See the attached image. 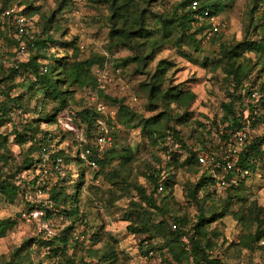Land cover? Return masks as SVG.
I'll list each match as a JSON object with an SVG mask.
<instances>
[{
	"label": "trees",
	"instance_id": "trees-1",
	"mask_svg": "<svg viewBox=\"0 0 264 264\" xmlns=\"http://www.w3.org/2000/svg\"><path fill=\"white\" fill-rule=\"evenodd\" d=\"M55 1V9L46 17H41L37 31V23L32 16L38 8L33 7L31 1L0 0V11L12 7L19 10L22 16L30 19L34 29L33 39L28 40L16 35L12 27L0 26V45L8 48L0 51V128L10 123L13 111L26 112V103L31 99H38L39 104L38 110H35V118L23 121L22 125L12 130V145L28 144L17 162L14 163V156L12 157L8 148L10 135L0 133V198L12 205L18 194L24 195L25 192L14 181L19 174L36 167L40 174L46 172L41 163V154H46L47 159L52 160V166L57 160L62 166L61 177H56L50 187H47L46 181L41 180V183L35 185L36 179L27 183L32 186L30 191L46 194L47 201H34L25 215L28 216L33 210L41 212L39 219L30 220L45 227L47 233H43V237L34 236L23 240L12 251L8 261L2 264H32L31 254L37 255L42 249L47 251L48 259H54L50 264H116L118 252L113 247L115 240L110 237L105 240L101 226L88 232L93 227L88 225L85 217L78 211V195L84 183V168H87L79 158V152L89 149L90 145L85 143L78 146L73 139L74 133L56 126L58 116L68 109L74 90L82 88L96 91L99 100L115 108L113 122L108 120L106 123L111 138H114L115 125L138 129L148 144L156 148L157 157H152V163L145 161L139 171L145 186L130 180V166L136 160L129 147L115 150L110 146L89 157L97 166L92 179L104 176L110 185L111 196L117 200L129 199L121 220L127 223L126 232L145 246V256L150 252L153 258L163 259L165 264H227L215 253L219 234L215 228H210L211 224L219 222L226 215H230L244 231L247 227L252 229L251 233L241 234L234 247L238 251L246 250L251 253L258 250L259 256L261 253L264 255V208L257 206L254 201H243L234 192L243 181L200 165L194 154L183 145L176 129L177 125L188 122L187 109L195 100V95L189 90L164 85V75L173 67L171 61L160 59L151 72L145 71L155 53V48L148 45V39L160 37L177 49L180 42L186 40L188 48L195 53L199 51L203 35L202 29L192 30L189 25L190 11L186 7L191 0H180L169 18L159 19L160 27L157 29L147 26L146 14L150 13L145 5L151 0H93L94 3L106 5L108 48H124L130 53L128 57L115 63L108 57L95 53L79 59V54L84 50H79L77 38L62 41L50 34L51 30L58 31L54 25V15L66 2ZM196 1L199 10H207L209 15L218 16L235 0ZM256 11L258 17L253 19ZM249 15L245 35L239 42L225 45L220 41L219 33L213 34L208 41L220 42L214 69L220 70L223 83L231 90L227 93L228 102L220 104V124L225 125L226 131L239 128L245 121H248L252 129L262 127L260 135L252 133L245 141L236 164L239 169L249 171L250 178L253 179L264 178V113L261 112L264 109V0H253ZM62 35L63 33L60 34L61 37ZM21 47L23 57L18 55ZM51 49L55 51L51 53ZM131 64H135L134 71L137 74L144 75L138 87L145 95L148 107L154 111L147 118H140L131 112L122 99L111 98L103 90L97 89L96 75L104 66L124 70ZM43 67L45 72H42ZM93 68L95 73L92 74ZM17 87L24 93L11 96L12 90ZM246 99V105L241 107L247 111L245 119L242 110L239 114L234 110L233 102L240 103ZM171 106L175 107L174 111ZM98 117L91 106L89 109L75 111L72 121H79L85 128V135L89 137L90 131L95 130V119ZM41 124L55 126L59 139H56L58 135L40 129ZM92 134L94 133H91V139ZM167 135L182 144V153L173 154L169 159L162 157L163 141ZM66 136L71 137L73 155L58 147ZM53 141L54 148L51 149ZM189 147L196 148L205 157L214 158L216 149L210 152L194 145ZM33 154L36 159H33ZM113 161L116 163L112 164ZM70 166L77 168V179L73 183L67 170ZM181 170L191 176L200 173L193 183L186 182L182 188L184 200L194 210L191 218L175 207L171 196L174 174ZM221 180L227 193L222 200L214 201L211 194H214L215 185ZM158 186L161 187L159 192ZM209 189L212 191L209 192ZM132 193L136 199L129 198ZM19 217L20 215L15 219H0V239L16 227ZM54 219L62 222L56 234L51 232ZM260 242L262 245H259Z\"/></svg>",
	"mask_w": 264,
	"mask_h": 264
},
{
	"label": "rangeland",
	"instance_id": "rangeland-1",
	"mask_svg": "<svg viewBox=\"0 0 264 264\" xmlns=\"http://www.w3.org/2000/svg\"><path fill=\"white\" fill-rule=\"evenodd\" d=\"M29 1H31L33 7L38 8L36 14L32 16L34 22L37 23L38 31L41 17L49 15L52 10L55 9L57 2L55 0ZM179 1L180 0H151L145 5V8L150 13L146 14L148 28H159V19L169 18L173 8ZM252 4L253 0H235L229 8H224L218 15V19L223 21L225 25L220 33V41L223 44L228 45L230 43L239 42L244 37L250 18L249 12L252 8ZM106 17V5L103 3H94L93 0H66L65 6L54 15V25L58 28V31L54 32L51 30L50 34L55 39H61L62 41H67L72 37L77 38V46H82L84 50L83 53L79 54V59H84L88 55L95 53L97 55L106 56L110 61L113 60L115 63V61L128 57L130 53L124 48H108V25ZM257 17L258 11L254 13L253 19ZM61 33H63L62 37L60 36ZM219 43L220 42L212 43L210 40L202 42L199 51L195 53L191 48H188L186 40H182L177 49L160 37L148 39V45L155 48V53L153 61L145 70H150L151 72L156 61L160 59L171 61L173 67H170L166 71L164 75V85L176 86L178 89L189 90L195 95V100L187 109L188 122L177 125L176 129L182 138V142L200 147V149L204 148L206 151L210 152H213L222 141L221 134L225 130V125L220 124V104L228 102L227 93L231 91L230 88L226 87L223 83V75L220 70L214 69L218 58L217 52ZM1 50L5 51L8 50V48L0 45V51ZM54 51L55 49L50 50L51 53ZM135 68V64L129 65L124 70L111 66L107 67L110 73H112L113 70H118L119 74L118 76L111 75V82L108 84L104 83L103 92L106 96L111 98L122 99L123 104L131 112L140 118H147L152 115L154 111L150 110L145 95L138 87L144 75L137 74L134 71ZM93 73H95V68H93L92 74ZM262 79H264V77H262ZM23 93V90L17 87L12 90L11 96L22 95ZM92 93L93 91L89 88L74 90L72 101L68 105V109L62 111L56 120V126L61 130H65L64 126L66 124L68 127L69 125L72 127V131H65L72 132V134L74 133L73 139L78 146H82L85 143L91 145V133H94L95 130L93 132L90 131L89 137L86 136L84 126L81 123L77 124L72 121V115H74L75 111L89 109L92 106L90 100ZM37 101L38 99H31L28 101L26 103V112L21 110L13 111L10 123L4 124L0 128L1 134L10 135L8 138V148L12 157L14 156L15 158H13L14 163L17 162L16 160H18V157L22 155V153H25L28 144L23 146L12 145V130L22 125L23 121L35 118V110H38L39 107ZM247 101V99L240 103L234 101V110L238 114L242 110L243 116L247 115V111L241 108L246 105ZM100 102H103L107 106V111L112 113L114 117L115 108L109 106L103 100H100ZM171 107L174 111L175 107ZM261 112L264 113V109H262ZM110 122H113V120ZM40 129L58 135L56 139H59V133L55 126L41 124ZM80 130L83 131L81 135L83 142H79V137L78 140L76 138ZM261 133L262 127L259 126L253 129V135H260ZM110 139L111 147L115 150L120 147H129L132 150L136 162L134 161L130 166V180H134L145 186L144 179L139 176V171H141V167L145 161L152 163V157H157L156 148H152L148 144L147 139L144 135L139 133L138 129L125 128L120 125H115L114 138L110 137ZM53 144L54 141L50 145L51 149L54 148ZM58 147L64 149V151L69 154L73 155L74 153V148H71V137L69 136H66L62 144ZM32 157L36 159L35 154H33ZM51 163L52 160H48L44 169L46 170L45 173L40 174L36 167L34 170L19 174L17 176L18 179L15 178V183L18 184L21 189H25V192L24 195L19 193L12 205L5 203V201L0 198V219H15L17 215H20L16 227L4 238L0 239V264L8 261L12 251L19 247L23 240L34 236L43 237V235L47 233L43 227L37 225L35 221L30 220V218L25 215V212L34 201L35 203H39L40 201L44 203L47 201L46 194L38 191H30L29 189L32 186L27 183L36 179L35 185L41 180L47 182V187L52 186L56 180V174ZM115 163L116 161H113L112 164ZM108 169L109 168H107L106 171H108ZM67 170L70 172L71 183L75 182L77 179V168L70 166ZM94 173V171L84 168V183L78 195V211L85 217L88 225L93 227L92 230L88 229L87 231H95L101 226L103 238L109 240L110 237V239L115 240L116 244H114L113 247L115 251L118 252L116 264H165L163 259L160 260L158 257L153 258L150 252L145 256V246L140 245L137 240L126 232L125 227L127 223L121 220V215L126 209L129 199H115L110 195L111 188L107 183V179L104 176H98L96 180H93L92 176ZM199 174L200 173H197L195 176H191L183 170L177 171L174 174V185L171 190L172 199L175 203V207L183 210L189 218L194 215V210L190 204L184 200L182 188L186 182L193 183L199 177ZM37 175L39 176L37 177ZM211 191L212 190L209 189V192ZM234 192H236L243 201H254L257 206L264 208V178L254 177L251 179L249 177L245 179L242 185L234 190ZM213 193L214 194H211V198L214 201H219L225 197L227 191L224 187H221L220 190H216ZM129 198L136 199L133 197V193L130 194ZM239 205L242 206V204ZM61 226L62 222L59 219H54V223L51 225V232L56 234ZM210 228H215L219 234L216 241L217 248L215 249V253L222 257L227 264H254L255 262L264 264V255L261 253L259 256L260 252L258 250L251 253L246 250L238 251L234 247V245L238 243L240 235L246 232L251 233V228L247 227L244 231V229H241V225L233 220L230 215H226L219 222L211 224ZM230 244H233V246ZM259 245H262V243L260 242ZM67 253L70 254L71 252ZM30 259L32 264H50L54 261V259L47 258V251L44 249L39 250L37 255L31 254ZM164 259H166V262L169 261L166 255H164Z\"/></svg>",
	"mask_w": 264,
	"mask_h": 264
},
{
	"label": "built area",
	"instance_id": "built-area-1",
	"mask_svg": "<svg viewBox=\"0 0 264 264\" xmlns=\"http://www.w3.org/2000/svg\"><path fill=\"white\" fill-rule=\"evenodd\" d=\"M186 8L190 11L189 25L192 30L202 29L203 42L207 41L213 34H220L222 29L225 27L224 22L219 20L218 16L209 15L207 10H199V4L196 0H191ZM0 26L12 27L16 35L24 36L28 40L33 39V25L30 19L19 13V10L6 8L0 11ZM79 50L83 51V47L79 46ZM23 52L22 47L18 49L19 57L24 56ZM42 72H45V67H43ZM118 74V70H113V72L110 73L107 67L104 66L97 72L96 75L97 89L103 90L105 85L104 83L108 84L111 82V75L118 76ZM90 100L92 102L94 112L98 114L99 117L95 119V132L93 138L91 139L90 148L84 151L81 150L79 152V158L88 169L95 171L97 166L93 160H90L89 157L92 156V154H99L104 148H109L111 146V139L108 135L106 123L108 120H113V115L107 111V106L100 102L96 91H93ZM246 117L247 115H244L245 119ZM76 123L79 124V121H76ZM64 129L72 131V127L70 125L68 127L67 124L64 126ZM82 133L83 131L80 130V132L76 135L77 140L79 137V142H83L81 139ZM252 133L253 129L250 127L248 121L243 122L239 128H236L233 131L224 130L221 134V137L224 135V138L217 145L214 158L203 156L194 148H190L185 142H183V145L189 149L192 154H194L197 162L205 168L217 171L221 175H231L234 179L244 181L250 177V172L239 169L236 167V164L239 159V154L244 148L245 141ZM163 148L164 151L162 153V157L165 159H169L173 154L182 153L181 142L176 141L170 135L165 137L163 141ZM40 158L41 163L46 166L48 161L46 154H41ZM53 168L56 177H60L62 175V166L58 160L55 162ZM223 185L224 182L221 180L215 185V189L218 191L221 187H223ZM160 190L161 187L158 186L157 191L159 192ZM28 217L32 220H37L41 217V212L33 210L28 214ZM43 228L45 229V227Z\"/></svg>",
	"mask_w": 264,
	"mask_h": 264
}]
</instances>
